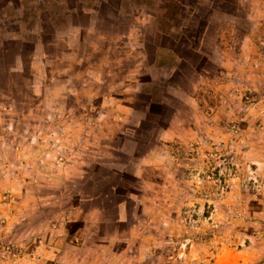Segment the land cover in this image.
I'll return each mask as SVG.
<instances>
[{"label":"rangeland","instance_id":"obj_1","mask_svg":"<svg viewBox=\"0 0 264 264\" xmlns=\"http://www.w3.org/2000/svg\"><path fill=\"white\" fill-rule=\"evenodd\" d=\"M77 1L0 0V264H264V213L249 203L264 195V175L238 120L224 121L230 140L189 138L138 175L127 155L115 154L113 138L132 131L148 155L162 106L133 130L119 109L103 104L134 92L142 105L144 91L161 89L148 82L143 53L130 45L140 41L146 62L171 58L156 54L157 43L194 55L180 39L213 53L215 60L194 59L192 77L177 76L188 89L205 86L207 75L227 77L218 60L238 57L245 37L264 50V0H83L98 5L97 27L84 29L71 51L72 24L91 21ZM237 66L241 102L264 111V61ZM90 68L102 71L103 82L83 75ZM138 79L144 91L136 94ZM216 151L235 156V165Z\"/></svg>","mask_w":264,"mask_h":264},{"label":"crops","instance_id":"obj_2","mask_svg":"<svg viewBox=\"0 0 264 264\" xmlns=\"http://www.w3.org/2000/svg\"><path fill=\"white\" fill-rule=\"evenodd\" d=\"M79 6L78 8L84 13H88L90 16V23L81 24L73 23L72 30L76 32L75 40H72V37L69 36L67 39L68 50L75 51L74 47L76 44H80L84 39L83 31L84 29H95L97 27V18H98V5L92 4L88 7H84L83 0L77 1ZM148 12V11H147ZM22 18L21 20H23ZM41 29V28H40ZM158 36H162V30L158 29L156 31ZM167 34L165 33L164 36ZM15 40L20 44L26 45L22 40L24 36L15 35L13 36ZM36 49V57L46 60L44 52V42L42 40V33L39 32ZM131 39V38H130ZM181 40V42H180ZM179 44L180 48L184 47L186 50L194 53L189 56L182 54L176 47L170 45H165L157 43L156 54L166 53L170 55L166 61H162L161 57L154 58L153 61H147V55L143 48V43L140 41L137 45L131 43L132 47H138L142 51L143 55V65L142 69L144 73L148 75V82L150 83H159L161 89L159 91H144L143 83L140 79L136 80L134 90L136 94L140 92H145L149 95V98L143 102L142 105H137L138 100L135 99L134 92L131 95L128 94V97H117L112 101L106 102L103 99V104L111 107L112 109H119L123 114V123H127L130 127L129 129L139 130L141 124L148 116H155L154 107L156 105L162 106V124L154 123V137L151 141L155 142V148L152 149L148 155H141L139 153L142 143L140 139L136 137L132 131L121 130L113 138L115 142L113 144V150L119 155L125 154L128 156V161L125 165L131 166L133 164L134 172L138 175H141L144 171V168L150 163H155L158 157L162 156V163L165 161V158L168 157L170 152V147L174 144H180V142L187 139H203L207 134H213L218 138L230 140V134L225 128L224 121L226 119H236L243 126V134L249 142L254 143L253 145V157L258 161L257 170L264 175V111H262L263 106H259V102L255 104L252 108H247L241 102V95L243 90H241V78L238 72L237 63L240 61H250L255 62L264 61V50L258 46V40L252 39V37L247 36L241 41V50L238 57H233L231 54H222L219 58L218 63L223 68V73H226L227 77H214V75H207L203 83L205 86H199L196 81L194 86L188 89L183 83L177 81V76L179 74L182 77L190 78L195 73L197 68V62L194 59L197 58H209L215 60L213 53H206L202 50L196 48L193 43L189 40L180 39ZM183 40V41H182ZM260 44V43H259ZM256 46L255 54L248 53L247 50ZM258 46V48H257ZM70 51V52H71ZM70 52H65V56L68 57ZM196 56V57H195ZM198 56V57H197ZM16 58H22L23 53H15ZM82 57L79 56V59ZM16 61V59H15ZM190 63V64H189ZM189 64L191 70L186 72L184 65ZM17 70V69H15ZM102 71L98 68H90L83 75L87 76L86 78L94 79L99 83L103 82ZM74 76V75H70ZM203 78V75H200V78ZM135 81V80H133ZM194 82V81H193ZM127 89V88H126ZM51 92V90H49ZM48 91V93H49ZM204 93L208 96V101L204 98ZM159 94V95H158ZM215 97L214 102H220L219 110L213 107L214 103H211L212 98ZM204 98V99H203ZM210 100V101H209ZM180 102L183 107L180 109L174 108L173 103ZM54 102H48V107H54ZM213 104L212 108H210ZM217 103H215L216 105ZM87 107V106H84ZM210 108V109H208ZM206 112V113H205ZM133 117V118H132ZM128 128V127H127ZM128 129V130H129ZM255 130V132L253 131ZM171 153V152H170ZM155 159V160H154ZM166 199V198H165ZM169 199V198H168ZM167 203V199L165 200ZM249 203H252L256 206V211L264 213V195L258 199L249 200ZM255 209V208H254Z\"/></svg>","mask_w":264,"mask_h":264},{"label":"built area","instance_id":"obj_3","mask_svg":"<svg viewBox=\"0 0 264 264\" xmlns=\"http://www.w3.org/2000/svg\"><path fill=\"white\" fill-rule=\"evenodd\" d=\"M236 124H231V127H232V130H234L235 131V129H236ZM212 155H219V157H221V156H223V161H228L229 163H231L232 165H235V156H233V155H231V156H224L223 154H219V152L218 151H216V152H213L212 153ZM223 172V171H222ZM221 172V174H219V175H222V174H224V172L222 173ZM246 186H247V184H246ZM260 186H261V184H260ZM262 187V186H261Z\"/></svg>","mask_w":264,"mask_h":264},{"label":"trees","instance_id":"obj_4","mask_svg":"<svg viewBox=\"0 0 264 264\" xmlns=\"http://www.w3.org/2000/svg\"><path fill=\"white\" fill-rule=\"evenodd\" d=\"M162 33H163V34L165 33V31H163V29H162ZM15 42H17V41H15ZM7 50L10 51L9 48H7ZM4 57H5V56H4ZM4 57H3L2 59H5V58H6V57H5V58H4ZM2 59H1V64H0V72H1V71H5L4 69H6V67H5V66H6V62H4L5 60H2ZM9 66H10V65H9ZM95 197H96V196H95Z\"/></svg>","mask_w":264,"mask_h":264}]
</instances>
